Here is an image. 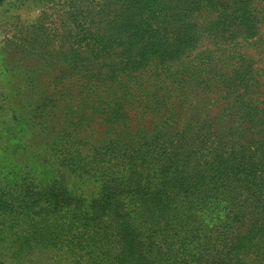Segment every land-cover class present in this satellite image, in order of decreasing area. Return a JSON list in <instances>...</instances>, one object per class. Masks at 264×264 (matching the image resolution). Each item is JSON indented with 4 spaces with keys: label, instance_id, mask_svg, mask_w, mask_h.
<instances>
[{
    "label": "rangeland",
    "instance_id": "374dc122",
    "mask_svg": "<svg viewBox=\"0 0 264 264\" xmlns=\"http://www.w3.org/2000/svg\"><path fill=\"white\" fill-rule=\"evenodd\" d=\"M233 1L209 0V13L217 18ZM196 4L2 0L0 184L20 183L19 199L26 186L21 179L47 185L48 197L71 202L70 214L92 208L115 225L111 235L94 227L78 235L74 227L63 241V218L42 215L29 242L0 247L5 264H146L148 256L155 259L150 264H233L237 236L252 223L264 227V27L234 42L262 68L258 82L219 78L203 66L193 78L182 67L161 73L174 54L138 59L134 77L112 74L116 63L123 69L141 49L156 53L160 44L173 52L184 28L180 10L208 20ZM238 6L255 23L264 0ZM136 23L147 28L138 39ZM207 48L216 49L205 34L195 52ZM129 204L135 210L124 209ZM162 207L171 209L177 234L153 231L164 225L152 227L151 220ZM131 225L137 231L128 230Z\"/></svg>",
    "mask_w": 264,
    "mask_h": 264
},
{
    "label": "trees",
    "instance_id": "16d2710c",
    "mask_svg": "<svg viewBox=\"0 0 264 264\" xmlns=\"http://www.w3.org/2000/svg\"><path fill=\"white\" fill-rule=\"evenodd\" d=\"M195 1L197 2L194 7L195 10L200 11L201 13L208 12V20L204 19L200 22V19L202 17H199L198 13L191 14L190 12H185L186 10H180V17L184 22L182 25L184 26V28H182V31L177 32L175 35V40L173 42L175 44V50H173V52L168 53L169 51H167L166 49H161L162 46H160V44L156 46L155 50L161 51H156V53L154 50L141 49L140 51H137L136 56H134L135 59L130 60L129 58L131 57H129V60L124 61L123 66L125 67L123 69L117 67L120 65L119 62L118 64L116 63L115 71H113L112 74L116 78L120 77V72L129 75L130 77H134L136 76L138 70L137 68H134V66L139 65V63L137 64L136 62L138 59L145 60L147 58V55L152 56L151 58L156 57L157 59H161L164 54H174L175 56L168 57L165 60L166 64L165 67H161V73H171L172 70L176 69L177 67H182L180 68L181 70H186L182 71V73L187 75L189 78H193L198 73H200V71H203L200 70V67L203 66L204 68L210 67L215 70V72H218L217 76H219V78H221L223 75L227 76L233 74L232 79L238 77L242 81L246 80L247 82H258V76L262 77V68L258 69L255 66L254 59L245 52H241L239 50V46H235L234 42L239 35H242L246 40H249L261 31L262 27H264V9L260 11L256 10L257 12L255 13V15H253V20L255 21V23H252L250 19V13H245L238 6L239 4L243 3V0H235L232 4H229V6H225L217 18L213 17V12L209 13V11L211 10V6H209L208 3L209 0H206V5L203 0ZM1 3L2 0H0V5ZM205 8L207 10H204ZM230 9H239L241 10V13L232 17V14H229ZM191 10L192 9H190V11ZM119 16L120 18H123L122 15ZM234 23H238L239 25H241V29L240 27H233ZM122 26H124V23H122ZM248 27L250 28L248 29ZM145 31H147V28L145 26L141 28L136 23V30L135 32H133V36L138 39V37L142 36ZM242 33H245V35H243ZM205 34L213 37L214 46L216 49L210 50L207 48L203 51L195 52V50H197L198 48L199 41ZM149 41H151V39ZM152 41L159 43L157 40ZM256 43V41L252 42V44ZM236 48L238 50H236ZM218 61L219 64H217L216 66V63ZM245 63H247V65H245ZM214 64L215 67H213ZM218 67H220V69H218ZM120 69L122 71H120ZM79 74L85 75L83 71H80ZM198 77L199 76H197L196 78L197 80ZM194 82L197 81L195 80ZM239 87H241V85H239ZM22 180L23 179H21V181L19 182H23L26 186L25 193L21 199L18 198L19 193L17 192L19 186L21 185L20 183H1L2 185L0 184V247L9 249L10 247L12 248L19 246L23 241L29 242L32 236L30 238L27 237L29 235L38 233V231L35 230L36 223H39L37 220L42 215H44L45 219L48 220H50L53 216H61L63 218L61 219V221H64L60 224L61 227L64 228V231H60L63 241H66L69 235L75 234L71 233L72 231H74V227L78 235L85 233L83 229H92V227L95 228L94 232L97 233L103 231L111 235L114 232L113 229L115 225L110 222V218H108L110 216L109 214L104 215V217H102V215L99 216L97 215V213H100V211L93 210L92 208L86 209L85 214H78L77 210L74 211L73 214H70L68 210H71V202L66 203L60 200L54 201L51 197L47 196V185H32V180ZM44 195H46V197L42 200H38L36 198L43 197ZM17 201L21 204L18 207V209H21L20 212H16ZM40 201L42 204L40 205L38 210H35V205ZM99 201L100 203H102L101 200ZM95 205L96 204L91 205V207H94ZM101 206H103V204H101ZM124 209H131V211L135 210V208H131L130 204L127 206L125 205ZM160 210L161 213L159 215H154L153 219H151L154 223L152 227H155V225L162 223L164 225L160 230H157L156 228L153 231H165L166 233L177 234V231L174 227L176 226L177 222H172L170 224V215L167 214L168 210L171 209L169 207H162ZM61 211H65V215L62 214ZM30 217H32L35 223H28V221L31 220ZM178 218H180V216H178ZM124 222L126 223V221ZM195 222H197V220ZM83 223H85L86 225H81ZM131 226L132 227H130L128 230H131V232L137 231V227H134L133 225ZM250 229L252 230H250L243 237H241V235L237 236V239L239 240L237 241L238 244L234 246L235 252L229 257L230 260H232L233 264H254L253 261L250 260L248 254L255 255L253 259L258 261L257 264H264V227L259 223H252ZM121 233H124V231H121ZM4 251L7 250L4 249ZM4 255L6 254L0 251V264L6 263L3 259H1V257H3ZM117 257H121V254L117 255ZM144 258L145 253L143 252V254H141V259ZM161 259L162 256L159 253L158 262ZM120 260H122V258H120ZM154 260V257L148 256L146 264H150L149 262H153Z\"/></svg>",
    "mask_w": 264,
    "mask_h": 264
}]
</instances>
